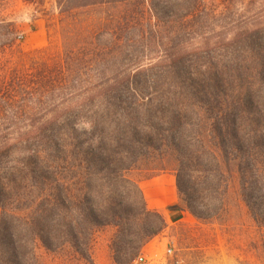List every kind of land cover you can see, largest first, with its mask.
I'll list each match as a JSON object with an SVG mask.
<instances>
[{"label":"trees","instance_id":"16d2710c","mask_svg":"<svg viewBox=\"0 0 264 264\" xmlns=\"http://www.w3.org/2000/svg\"><path fill=\"white\" fill-rule=\"evenodd\" d=\"M12 1L0 0V73L4 74H0V107L19 106V93H30L17 90L24 79L19 82L37 69L34 65L27 70L14 66L12 58L61 54L49 48L29 52L19 48L15 42L17 24L5 15ZM22 1L35 5L51 22L48 27L55 23V11L66 21L76 10L115 4L131 12L122 18L123 26L131 20L147 26L153 20L163 27L187 24L193 16V10L184 18L174 16L177 5L191 0ZM163 1L164 7L160 6ZM203 1L196 2L195 15L218 7ZM259 33L255 30L251 34ZM87 49L69 47L64 54L72 59ZM228 50L227 63L222 68L219 62L211 63L207 75L196 78L198 88L194 91L193 73L180 71L184 66L181 57L168 64L167 72L153 73L145 68L115 80L103 75L100 79L104 84L96 92L86 93L85 104L78 111L87 123L51 122L26 126L21 132L22 126L15 122H0V264H37L39 247L57 251L71 246L91 260L95 229L100 226L122 228L120 240L131 250L159 234L164 220L148 206L140 185L127 176L132 164L123 160L143 146L176 151L179 195L202 220L219 215L224 208L228 178L221 159L236 161L243 195L256 213L255 190L264 188V97L261 89L244 92L240 56L251 54L255 76L264 83V44L236 39ZM100 57L105 66L108 54L103 51ZM101 61L95 58L94 62L100 65ZM64 68L68 74L55 76L52 86L73 81L76 67L67 63ZM64 68L60 67L58 75ZM7 76L10 82L5 81ZM74 112L72 109L71 114ZM193 113L209 120L211 138L219 152L206 146L199 130L193 133ZM15 133L18 135L12 137ZM142 216L144 225L137 231L138 226L129 224V219ZM147 216L158 217L160 223L147 221ZM111 248L115 255L120 254L118 242Z\"/></svg>","mask_w":264,"mask_h":264},{"label":"rangeland","instance_id":"374dc122","mask_svg":"<svg viewBox=\"0 0 264 264\" xmlns=\"http://www.w3.org/2000/svg\"><path fill=\"white\" fill-rule=\"evenodd\" d=\"M197 1L180 3L175 7L176 11L173 10L178 13L174 14L176 18H184L193 10L187 24L164 27L155 24L154 20L151 26L135 24V20L123 26L122 18L131 12L121 4L79 9L66 21H61L55 11V23L48 27L51 22L35 9V5L25 4L22 0L12 1L5 15L17 24L15 42L19 48L25 52L49 48L53 53L61 54L17 55L12 58L14 66L27 70L34 65L37 69L28 72V78L22 77L19 82L24 79L17 90L30 92L19 93V106L0 107V122H15L22 126L21 132L26 126L51 122L83 124L86 118L78 111L85 104L86 93H94L104 84L100 79L103 75L115 80L133 76L145 68L153 73L167 72L170 69L168 64L182 57L184 66L180 71L193 73L194 91L198 88L196 78L207 75L211 63L219 62L220 68L227 63L231 41L257 40L264 44V0H204L205 4L212 2L218 7L214 12L202 10L195 15ZM165 3L163 1L160 6L164 7ZM255 30H260L256 36L251 34ZM20 35L24 38L19 40ZM74 46L88 49L70 59L64 53ZM103 51L109 59L105 66L100 57ZM95 58L101 61L100 65L94 62ZM240 58V83L244 92L251 88L261 89L259 93L264 97V83L255 76L257 72L253 70L251 54L245 53ZM67 63L76 67L73 81L52 86L55 76L63 78L68 74L64 68ZM46 67L49 70H45ZM60 67L64 70L58 75ZM54 68L56 70L51 72ZM5 81L10 82V76ZM72 109L75 112L71 114ZM167 116L172 117L171 112H167ZM192 121L193 133L199 130L206 146L219 152L211 138L209 120L203 114L193 113ZM123 160L132 164L127 176L140 185L148 206L162 216V231L142 247L131 250L120 240L119 230L122 228L100 226L95 229L91 260L82 257L71 246L57 251L39 247L36 250L37 264H136L137 256L142 253L148 257L142 264H264V188L255 190L258 203L254 213L243 195L236 161L226 163L221 159L228 178L224 208L219 215L202 220L191 213L179 195L176 170L180 162L173 148L155 151L143 146L134 155L124 156ZM170 176L172 184L167 182ZM163 199L169 202L160 205ZM143 219L145 216L138 220L131 218L129 224L138 226L136 230L139 231L143 228ZM146 219L160 223L156 216H147ZM132 238L139 239L137 236ZM114 241L121 247L119 255H115L111 248ZM169 249L173 250L172 255L168 253Z\"/></svg>","mask_w":264,"mask_h":264},{"label":"built area","instance_id":"2783aa9c","mask_svg":"<svg viewBox=\"0 0 264 264\" xmlns=\"http://www.w3.org/2000/svg\"><path fill=\"white\" fill-rule=\"evenodd\" d=\"M22 38H24V36H23V35H20V36H19V39H22ZM168 253H169L170 255H172L173 250H172V249H169V250H168ZM147 260H148L147 255L142 253V254H140L139 256H137V258H136V260H135V263H136V264H142V263H146Z\"/></svg>","mask_w":264,"mask_h":264},{"label":"crops","instance_id":"0c3cea01","mask_svg":"<svg viewBox=\"0 0 264 264\" xmlns=\"http://www.w3.org/2000/svg\"><path fill=\"white\" fill-rule=\"evenodd\" d=\"M167 182H169V183L172 184V176H170V177L167 179ZM170 186H171V185H170ZM170 189H171V188H170ZM172 190H173V188H172ZM168 202H169V201L163 199L161 202H159V204H160V205H162V204H167ZM156 209H159V206H157Z\"/></svg>","mask_w":264,"mask_h":264}]
</instances>
